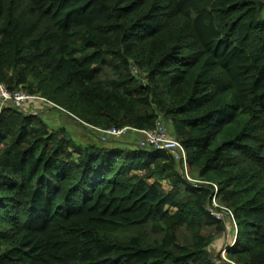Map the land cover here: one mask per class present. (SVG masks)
<instances>
[{
	"label": "trees",
	"instance_id": "1",
	"mask_svg": "<svg viewBox=\"0 0 264 264\" xmlns=\"http://www.w3.org/2000/svg\"><path fill=\"white\" fill-rule=\"evenodd\" d=\"M0 84L87 142L166 120L205 181L6 106L0 264H264V0H0Z\"/></svg>",
	"mask_w": 264,
	"mask_h": 264
},
{
	"label": "rangeland",
	"instance_id": "2",
	"mask_svg": "<svg viewBox=\"0 0 264 264\" xmlns=\"http://www.w3.org/2000/svg\"><path fill=\"white\" fill-rule=\"evenodd\" d=\"M7 93L10 95L12 94L8 90H7ZM45 100L46 99L41 98V96H34V98L31 101L24 102V103H22L21 106H18L17 104H15L13 102L14 100H10L9 104L13 105L15 107H18L22 110H28L30 113H37L38 110H41V109L37 110V109L32 108V106H31L32 103H33V106H36L37 104H40V103L44 104L46 106V110L43 112H40V115L48 123V125L50 127V132H52L53 130H55L57 128H61L63 126H66L67 128H70L73 131V132L70 131V133L68 134L67 137L73 139V144H76V145L86 146V145H88L89 142H94L95 144H104L106 147L120 146V147H123L125 149H130V148L135 147V146H132L130 144H134V145L140 144V142L142 140L141 135L133 133L132 131H128L127 133H125L120 138L118 143H113V142H107V144L101 143L100 140L96 137H95V139H91L90 141L87 142L86 131L83 130L82 128L76 127L65 115L63 118H59V116L53 117L54 115H52V114H58L61 112L58 111L57 109H54L51 105H48L45 102ZM48 113H50L51 115L46 116ZM44 117H46V118H44ZM160 124L164 127V130L166 131V133L168 134L169 137L177 139L175 137L174 132H172L170 127L166 125L167 124L166 120H165V122H163L160 119ZM127 143H130V144H127ZM219 218L225 220V224L227 225V228H226L225 232H223L221 235H219V238L214 242L212 248H210V252H212L214 255H221L222 257H225L226 253H225L224 248L226 246L234 243V239H235V235H236V229H235L234 222L226 213H220Z\"/></svg>",
	"mask_w": 264,
	"mask_h": 264
},
{
	"label": "built area",
	"instance_id": "3",
	"mask_svg": "<svg viewBox=\"0 0 264 264\" xmlns=\"http://www.w3.org/2000/svg\"><path fill=\"white\" fill-rule=\"evenodd\" d=\"M0 90L4 98L7 99L5 101L14 100L13 102L17 104L18 106H21L22 103L30 101L34 98V96L29 95L24 92H15L10 95L7 93V90L2 85H0ZM129 130H131L134 133H138L139 135L142 136V140L140 142L141 146L143 147L152 146V147L159 148V149H166L170 151L175 156L176 159L183 160L184 164L187 167V156H186L185 149L183 148L182 144L178 140L168 136V134L164 130V127L160 124V121L157 122L156 128L151 129V130L124 127L121 129L112 130L110 134L114 135V137H119L125 134ZM186 175L189 178L187 172H186ZM200 182H203V181H200ZM215 187L217 188V186ZM217 215L220 216V213Z\"/></svg>",
	"mask_w": 264,
	"mask_h": 264
},
{
	"label": "clouds",
	"instance_id": "4",
	"mask_svg": "<svg viewBox=\"0 0 264 264\" xmlns=\"http://www.w3.org/2000/svg\"><path fill=\"white\" fill-rule=\"evenodd\" d=\"M1 85V84H0ZM2 86H4V85H2ZM5 87V86H4ZM5 89H7L6 87H5ZM8 90V89H7ZM9 91V90H8ZM10 93H15V92H13V91H9ZM5 100H7L6 98H4V96H3V94H2V92H1V90H0V111L2 110V108H4V107H6V106H13V105H10L9 104V102H10V100L9 101H5ZM46 102V101H45ZM158 121H160V119L158 120ZM128 127V126H127ZM124 128V127H123ZM119 129H121V128H119ZM129 131H131V130H129ZM128 132V131H127ZM126 132V133H127ZM134 133V132H133ZM136 134H138V133H136ZM124 135V134H123ZM122 135V136H123ZM139 135V134H138ZM122 136H119V137H113L109 142H113V140L115 139V140H120V138L122 137ZM175 139V138H174ZM176 140H178V139H176ZM101 142H103V140H100ZM179 141V140H178ZM180 142V141H179ZM105 143V142H104ZM116 143H118V142H116ZM181 143V142H180ZM132 146H135L134 144H131ZM136 145H138V146H140L141 148H152V149H154V150H162V151H166V152H168V153H170L174 158H175V156L170 152V151H168V150H166V149H159V148H155V147H152V146H145V147H143V146H141L140 144H136ZM183 146V145H182ZM184 148V147H183ZM185 149V148H184ZM185 152H186V150H185ZM186 156H187V154H186ZM176 159V158H175ZM176 160H178V159H176ZM178 161H180V162H182V164H183V170H184V173H185V175H186V172L188 173V176H189V168H188V159H187V167H186V165L184 164V161L183 160H178ZM187 176V175H186ZM188 178V177H187ZM188 180H190V181H192L194 184H197V183H205V181H203V182H200V180H196V179H193L192 180V178H190V176H189V178H188ZM214 186H216V185H214ZM217 190H218V187L216 188L215 187V191H214V197H213V204H214V206H217L218 204H217V202H216V195H217ZM215 201V202H214ZM216 203V204H215ZM234 225H235V229H236V224L234 223ZM236 236V235H235ZM230 245H232V244H230ZM229 246V245H228ZM224 250H225V248H224Z\"/></svg>",
	"mask_w": 264,
	"mask_h": 264
},
{
	"label": "crops",
	"instance_id": "5",
	"mask_svg": "<svg viewBox=\"0 0 264 264\" xmlns=\"http://www.w3.org/2000/svg\"><path fill=\"white\" fill-rule=\"evenodd\" d=\"M31 106H32V108H34V109H41V110H38V112L37 113H40V112H43V111H45L46 110V106L44 105V104H37L36 106H33V103L31 104ZM63 114H65V113H63ZM66 115V114H65ZM63 136V134H62V132L59 134V137H62Z\"/></svg>",
	"mask_w": 264,
	"mask_h": 264
}]
</instances>
